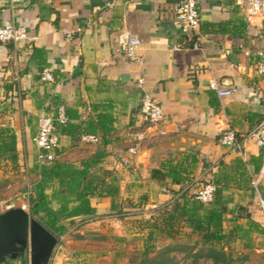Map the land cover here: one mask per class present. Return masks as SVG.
Here are the masks:
<instances>
[{"label": "crops", "instance_id": "1", "mask_svg": "<svg viewBox=\"0 0 264 264\" xmlns=\"http://www.w3.org/2000/svg\"><path fill=\"white\" fill-rule=\"evenodd\" d=\"M182 1L0 0V25L21 24L29 39L0 43V126L11 128L16 136L19 165L10 175L20 173L37 181L27 169L38 162L32 141L37 123L44 115L54 117L60 106L68 122L82 129L98 115H107L112 131L110 143L102 147L98 135L94 144L80 138L73 143L57 130L56 159L79 165L103 149L106 156L96 168L113 171L118 201H136L139 210L168 202L169 192L180 189L150 179L151 168L176 161L182 153L195 154L193 192L211 183L219 162L228 166L242 158L218 144L228 130L243 144L242 160L259 154L252 134L264 119V76L254 67L255 52L264 49V14L247 18L243 0H197L200 23L187 39L174 24ZM65 31L74 32L70 41ZM122 32L140 41L137 61L116 53V38ZM43 69L50 70L52 82L40 80ZM210 78L221 86H234L236 93L219 98L208 89ZM144 94L162 111L157 125L139 116ZM133 133L144 134V140L125 166L121 159ZM91 203L96 216L110 213L109 198ZM108 218L112 217L87 224Z\"/></svg>", "mask_w": 264, "mask_h": 264}, {"label": "trees", "instance_id": "2", "mask_svg": "<svg viewBox=\"0 0 264 264\" xmlns=\"http://www.w3.org/2000/svg\"><path fill=\"white\" fill-rule=\"evenodd\" d=\"M55 126L73 143L84 134L98 135L102 147L111 141L112 120L104 114L88 121L83 129L68 120ZM105 156V151L98 148L92 158L74 165L58 161L55 152L51 162H36L27 168L30 176L37 178L27 190L28 214L58 242L72 228L80 229L100 217L124 220L132 214L142 217L136 220L134 257L126 256L129 264H264V225L251 217L246 206L234 204V198L226 194L235 190L264 201V175L256 187L252 185L264 167V149L245 161L236 158L228 166L219 162L211 181L213 199L208 204L196 200L191 190V175L198 163L195 154L182 153L176 161L151 168L150 179L160 185H179L180 189L170 191V200L154 208L139 210L136 206V213L127 212L134 204L118 201V180L113 171L96 168ZM18 169L16 136L11 128L0 126V170L10 174ZM101 198L110 199V213L96 216L91 201ZM145 214L149 216L143 217ZM252 234L258 238L255 244L249 237ZM236 242H242L241 249L234 250Z\"/></svg>", "mask_w": 264, "mask_h": 264}, {"label": "built area", "instance_id": "3", "mask_svg": "<svg viewBox=\"0 0 264 264\" xmlns=\"http://www.w3.org/2000/svg\"><path fill=\"white\" fill-rule=\"evenodd\" d=\"M246 4V16L251 18L253 16L264 14V0H243ZM200 23V15L197 9V0H183L177 6L174 13V24L177 26L179 32L187 39H191L193 33L197 30ZM73 31H65V37L68 41L72 39ZM26 27L21 24H14L6 21L0 25V43H20L28 41ZM140 41L128 32L118 34L116 38L115 51L117 54L123 55L131 61H137V50L140 47ZM194 48L197 47L196 41L193 43ZM178 50L177 47H173ZM249 56V51L244 52ZM259 59L255 64L254 70L258 76H264V49L255 52ZM40 80L43 82H52L53 76L49 69H43L40 74ZM142 83V79L137 81ZM208 89L216 94L219 98L229 97L234 95L237 89L234 86H221L213 78L208 80ZM139 116L142 122L154 126L157 125L163 118L162 111L158 104L149 96L144 94L139 103ZM67 121V116L64 107L60 106L56 109L55 116H42L37 123V133L33 137V144L37 150L36 159L39 163L51 162L55 157L60 143V136L56 130L55 123L63 125ZM252 137L254 144L259 149H264V119H262L255 130ZM83 143H97L98 137L94 135L84 134L81 136ZM144 140V134L133 133L128 138L129 146L126 150V157L121 159V163L125 166L136 157L139 147ZM218 144L228 150L238 154L242 158L245 156L243 144L238 139L235 132L228 130L218 138ZM264 175L261 171L259 175L252 181L254 187ZM215 188L211 183H205L201 187L195 189L192 193L196 200L202 204H208L213 199ZM28 195V194H27ZM262 212H264V201L260 200ZM25 205L22 206V209Z\"/></svg>", "mask_w": 264, "mask_h": 264}, {"label": "rangeland", "instance_id": "4", "mask_svg": "<svg viewBox=\"0 0 264 264\" xmlns=\"http://www.w3.org/2000/svg\"><path fill=\"white\" fill-rule=\"evenodd\" d=\"M33 184L31 177L24 174L0 173V214L10 208H23L28 212V192ZM30 186V187H29ZM227 196L234 198V204L246 206L251 217L264 225V212L258 196L248 197L234 190H227ZM136 199V197H133ZM130 203V202H128ZM134 208L127 209L129 213H136V201ZM132 203V204H133ZM148 214L143 217H148ZM142 216L129 215L124 220L115 217L84 225L80 229L72 228L67 235L61 238L54 248L49 264H129L126 256L133 258L137 248L136 220ZM99 234L102 237H95ZM78 235H83L82 239ZM255 244L258 238L250 235ZM119 238H122L119 240ZM234 250L242 248V242L233 244ZM11 264H15L14 262ZM22 264H29L27 259ZM255 264V263H251Z\"/></svg>", "mask_w": 264, "mask_h": 264}, {"label": "water", "instance_id": "5", "mask_svg": "<svg viewBox=\"0 0 264 264\" xmlns=\"http://www.w3.org/2000/svg\"><path fill=\"white\" fill-rule=\"evenodd\" d=\"M58 240L22 208L0 214V264H49Z\"/></svg>", "mask_w": 264, "mask_h": 264}, {"label": "flooded vegetation", "instance_id": "6", "mask_svg": "<svg viewBox=\"0 0 264 264\" xmlns=\"http://www.w3.org/2000/svg\"><path fill=\"white\" fill-rule=\"evenodd\" d=\"M22 263H23V259H21L18 264H22Z\"/></svg>", "mask_w": 264, "mask_h": 264}]
</instances>
